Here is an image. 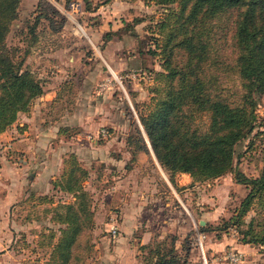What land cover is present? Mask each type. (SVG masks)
<instances>
[{
	"label": "trees",
	"instance_id": "1",
	"mask_svg": "<svg viewBox=\"0 0 264 264\" xmlns=\"http://www.w3.org/2000/svg\"><path fill=\"white\" fill-rule=\"evenodd\" d=\"M20 1L0 0V133L44 92L42 79L23 66L25 53L18 57L19 46L6 43L12 22L18 17ZM143 1L166 8L156 21V49H151V53L160 57L159 68L149 71L155 84L138 112L149 145L176 189L180 187L175 176L180 172L189 174V184L231 173L235 182L246 187L245 194L228 217H221L214 225L201 224L199 229L204 233L216 231L219 235L234 227L241 234L240 240L262 244L264 151L260 169L254 176L241 170L235 157L236 146L259 123L256 107L264 94V0ZM86 4L89 9V0ZM35 12L33 23L28 25L31 35L41 18L53 30H59L66 20L49 0H38ZM55 16L59 17L58 23ZM229 28L234 45L231 64L219 58L215 46ZM119 34L105 32L103 42ZM227 67L236 74V86L230 87L224 80ZM101 128L107 133L110 128H98L95 137L102 140ZM126 141L132 158L140 150L149 151L139 127H132ZM63 162L61 175L51 183L54 189L70 196V200L54 208L50 219L57 226H47V232H42L51 246L50 264H72L73 247L94 211L92 194L85 187L89 169L74 152ZM46 201H52V196ZM255 203L259 209H254L255 214L247 223L243 222L245 213ZM188 237L182 243L186 252L191 247L186 244ZM175 240L174 234H170L160 241L141 244L143 253L138 264L179 262L182 254L175 247Z\"/></svg>",
	"mask_w": 264,
	"mask_h": 264
},
{
	"label": "crops",
	"instance_id": "2",
	"mask_svg": "<svg viewBox=\"0 0 264 264\" xmlns=\"http://www.w3.org/2000/svg\"><path fill=\"white\" fill-rule=\"evenodd\" d=\"M54 1L52 0L53 3ZM116 1L114 0L115 4ZM55 3L58 4L56 1ZM101 36L102 30L94 28L90 38L97 42L101 40ZM119 40L115 36L109 39L104 49L105 64L100 63L96 67L97 74L102 75L109 68L113 73L125 70L124 73L131 76V71L136 70V67L141 70L150 66V60L145 57L137 60L135 54L133 57H117V49L113 45ZM93 63L90 56L85 60L71 57L63 62L59 73L54 71L53 76H47L45 68L42 70L41 66L36 67L38 71H42L39 76L45 83L44 92L33 100L29 110L19 112L16 120L0 133V264L7 258L12 261L21 257V252L15 249L19 240L25 239L28 242L31 239L36 247L42 246L39 247L40 250L50 249L46 241L42 240L44 236L40 226L50 220L57 204L70 200V196L54 189L51 182L61 175L64 158L71 152L89 169V177L85 180L88 190L95 178L93 166L98 173L102 172L100 178L107 180L105 189L100 194L102 206L109 205L108 199L114 197L112 194L118 193L121 222L117 223L119 233L116 253L122 256L121 264H137L142 259L143 251L140 247L129 245L130 242L136 241L140 246L160 241L173 233H178L175 247L181 253L182 237L193 229L195 222H185L186 218L178 216L173 219V212L184 211L188 214L190 205L193 212L201 214L199 220H203V224L214 225L218 223L215 222L219 216L217 213L226 210L223 203H217L218 191H228L231 188L241 197L246 192L242 195L238 192L237 188L241 186L234 181L231 173L202 183L189 184V174L180 172L176 180L180 188L176 189L164 172L163 177L159 174L155 166L158 161L141 124L149 151L140 150L132 158L126 143V136L132 125L127 121L124 109H120L123 117L119 121L116 117L112 120V113L104 115L101 109L108 107L109 100L98 96L99 100L93 101V90L82 94L76 92L72 98L63 93L64 88H68L76 79H81L82 83L90 82ZM152 65L153 68H159L158 62ZM99 68L101 73L98 72ZM76 70L85 74L75 75ZM71 99L74 101L70 102ZM105 124L110 131L103 140L97 141L94 137H89L90 132H96ZM17 154L23 156L22 160H17ZM91 177L93 178L89 181ZM50 196L52 201H46ZM174 203H179V210H175ZM206 204H209L208 207ZM223 215L228 217L229 210L223 212ZM28 226L39 227L38 233L29 236L24 232ZM42 230L45 231L44 228ZM208 238L206 247L211 253L224 248H245V244L238 243L235 237L224 232H220L215 238L208 234ZM194 249L193 246L188 252L184 250V256L194 258Z\"/></svg>",
	"mask_w": 264,
	"mask_h": 264
},
{
	"label": "rangeland",
	"instance_id": "3",
	"mask_svg": "<svg viewBox=\"0 0 264 264\" xmlns=\"http://www.w3.org/2000/svg\"><path fill=\"white\" fill-rule=\"evenodd\" d=\"M21 1L18 10V17L12 22L6 43L10 46H19V49L16 52L18 57L25 53L23 56V66L33 71L35 75L41 78L39 72L41 73L42 71L36 69L38 66H41L42 70L45 68L44 70L48 71L47 76H53L54 71L59 73L63 62L68 61L69 58L71 59V57H73L77 60H85L87 56H90L94 60L93 68L91 70L93 74L91 76V81L88 83H82L81 79H76L73 84H69L70 86L68 88H64L63 93L72 98L76 92L82 94L84 91L93 90V101L99 100L98 96H102L101 98L109 100L107 108L101 107L104 115H110L112 113V120L116 117V119L118 118L117 121H119V119L123 117L120 114V109H124L126 111L125 117L127 121L131 123L132 127L140 128L138 112L142 108V103L149 99L151 86L155 84L149 71L153 70L152 64L155 62L159 63L160 60L159 55L151 53V49H156L155 36H158L155 31V24L165 12L166 8L153 3L145 4L143 0H117L116 4L114 0L108 2H104L103 0H89L90 8L86 9V0H55L58 2L57 4L54 1L56 5L52 0H49L65 16L66 20L64 25L59 30H53L49 27L48 21L45 18H41L35 28L34 34L31 35V33H29L28 25H31L34 21V16L36 14L35 8L38 0H23L22 3ZM55 20L58 23L59 17L55 16ZM94 28H100V30H102V36L105 32L116 31L120 33L119 36H115L120 40L117 44L115 43L113 45L114 48L117 49V57L120 58L125 55H132L133 57V54H135L137 55L135 57L137 60L143 57L150 60V66H147L146 69L144 68L140 71H136V73L131 76L126 75L124 73L125 70L119 73H113L109 68H107L106 71H103L102 75L97 74L96 67H98L100 63L105 64L103 61L104 49L108 45L109 40L103 42L101 36V40L99 39V41L96 42L92 37L90 38ZM75 29H77L78 32ZM83 31H85V33H83ZM215 46L217 47L216 52L219 58L223 62L231 64L234 57V45L232 30L230 28L227 29L225 37L221 38ZM39 62H41V65H38ZM135 69L138 70L137 67ZM98 72L101 73L100 68L98 69ZM74 73L75 75L78 73L80 75L82 73L85 74L81 70H76ZM235 77L236 74L227 67L224 80L230 87L238 84V80L235 79ZM150 78L152 80H149ZM71 101L73 102L74 100L71 99L70 102ZM256 111L258 116L257 120L259 123L261 122L262 125L258 123L253 131L236 146L235 157L238 167L247 175L251 176L258 173L261 166L262 153L264 151V94L258 99ZM102 126L108 125L105 124ZM88 135L90 138L94 137L97 141L101 140L98 137H95V131L90 132ZM17 155V160H22L23 156L20 154ZM154 160L155 159H152V162L155 163L156 160ZM157 163H155L157 164L155 166L159 174L163 177L162 174L164 172L168 177L166 170L159 162ZM92 168L94 169L93 175L95 178L91 177L89 180L91 181L92 178L94 179L89 191L92 194L93 216L92 220L88 221L90 223L88 225L85 224L86 228L80 233L73 247L74 259L72 260V264H121L120 259L122 256L116 253L118 236H112L109 232V227L112 222H121V208L118 205V193L112 194L114 197L108 199L109 202L107 203H109V205L102 206V197L100 194L105 189L104 185L107 183V180H102V177L100 178L102 172L98 173L94 166ZM175 177L177 180L179 178V173L176 174ZM182 177L183 176L181 175V178ZM239 185L241 187L237 188V190L242 195L246 191V187L241 183H239ZM241 198L242 197L239 193H237V191L233 192L231 188L228 191H218V196L216 197L217 203H223L222 205L226 210L217 213L219 216L215 222H219V219L223 216L226 217L223 215V212L226 213L229 210V214H231L233 208L239 203ZM174 205L175 210H179V203H174ZM208 205L209 204H206L205 206L208 207ZM188 207L190 211L188 214L184 211L182 213L176 211L173 212L172 218L174 219V216L184 219L186 218L185 222H195L196 227L199 228L201 225L199 223L201 214L193 212L190 205H188ZM254 209H259V206L256 203L245 213L243 222L247 223L250 220L251 216L255 214ZM261 214L264 216V208L262 209ZM47 221L43 226H40V229L43 232H47V226H53L52 228L57 226L56 224H53L51 219L48 222ZM245 226V224H242V227ZM38 228L39 227L28 226L24 232L31 236L38 233ZM43 228L45 231L42 230ZM222 232L235 237V240L238 243L245 244L244 249H231L239 252L241 255L240 260L232 262L225 256V253L230 250V248H224L213 253H211L210 249H207L206 242L209 241L208 234L215 238L217 237L215 231L205 232L207 235L203 238L204 256L201 248L193 245L192 236L194 234L193 229H190L187 234L189 237L186 244L189 245V247H195V257L188 259V256V258L184 259V254L186 253L184 249H182L181 260L177 263L264 264V243L252 244L244 242L240 240L241 234L237 232L236 229L233 231L229 228ZM173 234L176 239L179 237L178 233ZM184 238H186V236L182 237V243ZM42 240L45 241V238L43 237ZM176 243L175 240V244ZM18 244L19 246H17ZM129 245L139 247V244L136 243V241L130 242ZM39 247L42 246L36 247V245L31 242V239L28 242L25 239L24 241L19 240L15 249H18V251L21 252V257L12 261L7 258L5 261L2 260L1 264H50L51 246L47 251H45V248L40 250Z\"/></svg>",
	"mask_w": 264,
	"mask_h": 264
},
{
	"label": "built area",
	"instance_id": "4",
	"mask_svg": "<svg viewBox=\"0 0 264 264\" xmlns=\"http://www.w3.org/2000/svg\"><path fill=\"white\" fill-rule=\"evenodd\" d=\"M136 71H140V69L138 70H133L131 71L133 74L131 75H134L136 73ZM100 134L105 136L107 131L105 128H101L99 130ZM231 228L233 231L235 230L234 227H229ZM109 232L112 236H116L118 234V225H117V222H112L110 224V227H109ZM193 245L196 246V247H200L201 248V251L203 252V255L205 256L204 254V249H203V238L206 236V234L201 231L199 228L196 227V223L194 224V227H193ZM225 256L227 258H229L232 262H237L238 260H240L241 258V255L239 254V252L235 251V250H228L226 253H225ZM175 264H181V263H175Z\"/></svg>",
	"mask_w": 264,
	"mask_h": 264
},
{
	"label": "water",
	"instance_id": "5",
	"mask_svg": "<svg viewBox=\"0 0 264 264\" xmlns=\"http://www.w3.org/2000/svg\"><path fill=\"white\" fill-rule=\"evenodd\" d=\"M200 223H201V224H203V223H204V221H203V220H200Z\"/></svg>",
	"mask_w": 264,
	"mask_h": 264
}]
</instances>
